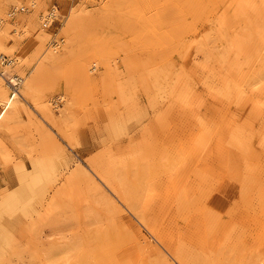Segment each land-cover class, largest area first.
<instances>
[{
	"label": "rangeland",
	"instance_id": "obj_1",
	"mask_svg": "<svg viewBox=\"0 0 264 264\" xmlns=\"http://www.w3.org/2000/svg\"><path fill=\"white\" fill-rule=\"evenodd\" d=\"M11 59L0 264H264V0H0Z\"/></svg>",
	"mask_w": 264,
	"mask_h": 264
},
{
	"label": "bare ground",
	"instance_id": "obj_2",
	"mask_svg": "<svg viewBox=\"0 0 264 264\" xmlns=\"http://www.w3.org/2000/svg\"><path fill=\"white\" fill-rule=\"evenodd\" d=\"M52 14L53 13H51L49 16H47V18L43 22V25H42L43 28L47 27V25H45V23L48 22L47 21L48 18L49 19L52 18ZM43 19H44V17H43ZM58 49H59L58 44H56V42H53L49 45V49H48L49 51L48 52L51 54H54L58 51ZM2 58H4V57H2ZM7 62H8L7 67L1 71V77H0V108L4 111L3 114L0 113V123L3 121L5 113L7 111H9L13 108H16L22 104L20 96H22L23 99L27 100V98L34 93L33 83H30L28 85H25L26 86V88H24L25 91H23L21 95L19 94L20 89L22 88V86L24 84V80L26 78H28L29 75H25L24 76L25 79H24L21 76L13 74L11 70L13 69L12 66L14 65L16 60L11 59V60H7ZM17 94H19V96H17ZM24 192H25V190H24ZM6 204H8V203H6ZM2 243H3V241L0 244V250L2 249ZM53 257L54 256H52V258ZM55 261H56V259H55Z\"/></svg>",
	"mask_w": 264,
	"mask_h": 264
}]
</instances>
